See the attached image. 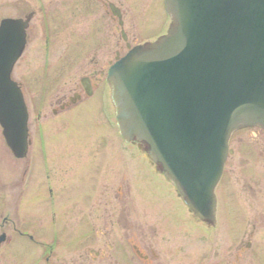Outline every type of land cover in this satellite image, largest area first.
<instances>
[{
	"label": "flooded vegetation",
	"instance_id": "obj_1",
	"mask_svg": "<svg viewBox=\"0 0 264 264\" xmlns=\"http://www.w3.org/2000/svg\"><path fill=\"white\" fill-rule=\"evenodd\" d=\"M162 3L165 9V0ZM55 6L62 7L65 24L67 13L73 12L77 17L84 10L103 9L109 21L107 34L114 36L117 31L123 42L119 41L122 46L114 53V43L109 41L111 57L101 54L102 64L88 65L75 95L60 100L58 108L52 110L56 116L69 112L98 93L104 123L101 125L107 131L101 142L106 148L68 152L63 144L62 149L51 150L48 135L36 148L30 133L28 151L24 157H18L0 134V264H8L12 249H41L35 258L51 264L53 249H62L68 236H75L76 249H85L80 259L89 264H259L264 256V241H257L256 236L258 229L264 230V127L245 128L232 135L216 188L217 224L201 221L188 208L178 189L165 179L161 165L152 160L148 144L126 143L122 139L124 145H132L137 151L112 150L116 120L109 71L135 46H147L167 33L171 21L165 10L154 36L132 45L124 29L126 12L114 0H58ZM49 8L48 0H40L36 10L29 0H0V12L7 15L0 19L1 37H23L18 62L34 40L43 39L42 58L50 57ZM39 16L41 29L33 24ZM8 20L20 23L15 29L9 26L2 30L3 22ZM124 46L127 52L122 55ZM93 57L96 60L97 55ZM18 84L26 95L24 85ZM69 172H73L70 175L75 178L77 188L100 190L99 213L66 217L57 210L51 212L50 205L70 201L65 192L56 191L60 183L57 174L60 173V181L65 184L67 177L63 175ZM40 184L47 190L45 213L38 215V219L21 215L19 207L34 199V189ZM75 195L81 203L79 191ZM91 198L90 193L85 200L90 202Z\"/></svg>",
	"mask_w": 264,
	"mask_h": 264
},
{
	"label": "water",
	"instance_id": "obj_2",
	"mask_svg": "<svg viewBox=\"0 0 264 264\" xmlns=\"http://www.w3.org/2000/svg\"><path fill=\"white\" fill-rule=\"evenodd\" d=\"M167 35L110 71L120 135L146 142L195 216L216 225L215 189L231 135L264 127V0H166ZM13 23L15 29L19 22ZM19 50H16V48ZM23 37L0 38V125L18 157L28 110L13 80Z\"/></svg>",
	"mask_w": 264,
	"mask_h": 264
},
{
	"label": "rangeland",
	"instance_id": "obj_3",
	"mask_svg": "<svg viewBox=\"0 0 264 264\" xmlns=\"http://www.w3.org/2000/svg\"><path fill=\"white\" fill-rule=\"evenodd\" d=\"M29 1L31 8L36 10L40 0ZM48 1L50 2L49 28L52 32L50 57L48 59L42 58L44 53L43 39L34 40V43L29 46L26 56L16 64L13 71L14 80L21 82L26 91L25 100L30 115L29 133H31L36 146L43 141L44 135H48L51 150H60L63 144H65L64 149L68 152L105 149V146L102 147L103 143L101 140L102 137L104 139L107 135V131L106 126L101 125L103 119L99 113L98 93L93 98L82 101L69 112L56 116L53 115L52 110L58 108L60 100L65 101L66 97L75 95L81 79L86 76L88 65L91 63L102 64L103 55L101 54L107 55L106 58L111 57V52L108 53L110 48L107 46L109 41L114 43V53L119 52L123 42L117 31H115L114 36L110 32L107 34V22L109 21L103 9L98 8L97 11L84 10L77 17H75L76 14L73 12L67 13L65 15L67 18L65 24L62 7L57 8L55 6L58 0ZM114 1L126 12L124 29L132 45L142 44L147 38L154 36L155 28L161 24L164 18L162 0ZM4 17H7V15L0 12V19ZM41 19L39 16L33 22L36 28L42 26ZM38 29H41V27ZM100 40L101 42L98 43ZM126 52L127 49L124 46L122 55L126 54ZM93 55H97L95 57L96 60L93 59ZM113 57L115 58L116 54ZM111 111L112 113L114 112L113 107H111ZM0 134L3 136L1 127ZM113 134V151L122 149L130 152L137 151L136 147L123 144L117 125H115ZM245 139L248 140L247 138ZM240 150H244V148H240ZM72 154L70 153L69 155ZM114 159L117 160L118 158ZM133 165L135 166V163ZM60 173L57 174V179L59 178L58 182L60 183L57 184L56 191L57 193L60 190L63 193L65 192L67 198L70 197V201H64L58 206H56V203L55 205H50L51 212L57 210L58 214L61 213L67 217L77 213L96 214L101 211L97 202L98 197H102L100 190L96 192L86 187L80 186V189L77 188L75 178L70 175V173L73 175V172L63 175V177L67 178L65 179V184L61 183ZM40 185L34 189V199L24 201L19 207L21 215L38 219V215L45 213V208H47V190L45 185ZM116 187L115 193H118ZM77 191L81 195V203L77 202L79 201V198L75 195ZM90 193L92 198L89 202L85 198L89 197ZM256 236L257 241H264V230L258 229ZM66 239L67 243H64L65 246L62 249H53L54 253L50 263L89 264L84 263L80 259L85 249H76L75 236H68ZM215 239L217 240V237ZM40 250L12 249L13 255L9 258L8 264H43L41 259L35 258L36 252ZM262 260H264V256H262ZM262 260L259 261V264Z\"/></svg>",
	"mask_w": 264,
	"mask_h": 264
}]
</instances>
